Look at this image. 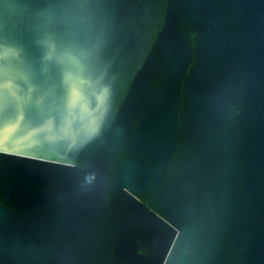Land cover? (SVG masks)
Returning <instances> with one entry per match:
<instances>
[{"label":"water","instance_id":"95a60500","mask_svg":"<svg viewBox=\"0 0 264 264\" xmlns=\"http://www.w3.org/2000/svg\"><path fill=\"white\" fill-rule=\"evenodd\" d=\"M0 264H264V0H0Z\"/></svg>","mask_w":264,"mask_h":264}]
</instances>
